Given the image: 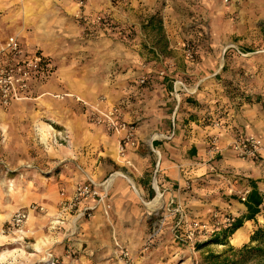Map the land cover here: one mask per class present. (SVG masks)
<instances>
[{
  "label": "crops",
  "instance_id": "1",
  "mask_svg": "<svg viewBox=\"0 0 264 264\" xmlns=\"http://www.w3.org/2000/svg\"><path fill=\"white\" fill-rule=\"evenodd\" d=\"M116 2L87 0L81 7L76 0H0V35L18 36L24 54L39 50L52 66L56 65L48 79H33L24 98L7 107L0 102V113H30L28 126L33 124L44 134L39 141L28 138L23 152L35 147L44 164L61 166L47 183L62 188L64 196L73 195L77 182L99 183L110 178L105 182L112 207L120 199L117 204L128 211L135 207L145 209L148 215L175 198H185L180 190L186 179L199 176L205 188L203 205L197 209L201 208V215L207 219L211 211L240 217L247 207L239 198L256 187L263 200L261 212L229 238L228 246L249 244L253 231L264 226V160H242L231 144L240 134H252L264 145V42L260 49L247 48L251 56L244 60L246 76L239 77L234 69L240 82L235 93L228 94L215 79L223 68L222 59L198 64L186 60L189 67L178 70L173 85L169 76L161 84L154 74L153 85L140 88L138 80L159 67L150 64L143 71L140 66L118 71L113 67L117 61L124 66L142 63L147 59L143 51L130 60L124 53L118 54L125 46L111 40L105 33L110 32L108 29L86 38L74 18L82 11L89 19L107 13L117 21H137L126 11L125 0ZM232 74L223 77L232 79ZM101 94L110 99L104 109L117 105L128 124L143 118L136 128L132 126L138 147L128 148L125 157L120 154L124 132L112 133L106 125L89 123L88 110L74 98L92 101ZM217 120L221 126L214 125ZM213 138H217L215 143ZM125 169L134 176L125 175ZM212 170L218 173H210ZM223 195L232 196L224 200ZM62 199L61 195L58 205ZM58 205L55 214L64 223L61 227H66L71 214L61 215ZM100 214L101 207L85 220Z\"/></svg>",
  "mask_w": 264,
  "mask_h": 264
},
{
  "label": "rangeland",
  "instance_id": "2",
  "mask_svg": "<svg viewBox=\"0 0 264 264\" xmlns=\"http://www.w3.org/2000/svg\"><path fill=\"white\" fill-rule=\"evenodd\" d=\"M116 1L123 0H111V3L117 5ZM124 3L126 11L137 17L136 22L117 21L107 13L89 19L77 12L74 18L79 21L86 38L98 36V32L108 29L110 32L105 31L106 35L125 46L118 54L122 52L130 60L135 54L141 56L139 52L143 51L147 59L139 65L127 66L117 61L113 67L118 71L123 67L136 70L138 66L143 71L150 64L159 67L156 72H149L138 80L140 88L153 85L154 74H157L155 81L161 84L166 83L165 78L169 76L173 85L178 70L189 67L186 60L198 64L207 59H222L223 68L215 79L228 94L235 93L240 82L234 69L238 70L239 77L246 76L248 70L244 60L251 56L247 48L260 49L264 42V0H125ZM99 16H102L101 20ZM152 18L154 21L150 22ZM160 22L163 30H160ZM228 72L233 73L232 79L223 77ZM74 98L88 110L89 123L96 127L105 125L97 122V117L100 111H105L104 104L110 102L107 95H98L92 101ZM14 113H0V264H127L117 251V243L129 250V264H210L209 252L221 253L228 248L212 244L199 249L197 244L180 242L174 236L180 214L169 212V208L173 210L180 206L187 216L185 228L191 219L207 222L217 218L211 211V217L205 219L200 213L201 208L197 209L203 205L205 188V182L199 176L186 179L180 190L185 198H175L176 203L171 206V201L160 205L151 214L135 207L128 211L126 206L117 204L118 199L109 217L101 208L102 214L93 220L84 219L74 224V217L70 216L67 226L61 227L64 223L58 222L61 217L55 212L59 198L64 196L63 189L47 183L49 175L60 165L44 164L35 147L23 152L28 138L39 141L44 132L33 124L31 128L28 126L30 113ZM141 121L143 118H138L129 124L136 128ZM28 164L31 167H27ZM123 173L134 176L127 169ZM210 173L218 172L212 170ZM231 196L223 195V198L228 200ZM32 203L45 206V211L31 214L24 232L15 231L10 225L11 216ZM188 204L191 207H187ZM158 221L164 222L163 227L156 238L150 239ZM245 264H264V257H253Z\"/></svg>",
  "mask_w": 264,
  "mask_h": 264
},
{
  "label": "built area",
  "instance_id": "3",
  "mask_svg": "<svg viewBox=\"0 0 264 264\" xmlns=\"http://www.w3.org/2000/svg\"><path fill=\"white\" fill-rule=\"evenodd\" d=\"M77 3L84 7L87 0H76ZM83 15L82 11L78 12ZM102 19V16H99ZM191 55V50H188ZM54 70L50 60L39 50L30 54H24L21 42L16 35L1 36L0 35V102L7 107L14 100L22 99L28 95L31 89V82L34 78L42 79L49 78ZM97 122L105 124L112 132H124L121 138L120 154L125 156L128 148L137 146L133 127L121 118V111L117 105H112L105 111H100L97 117ZM215 126H221V121L214 122ZM214 143L217 138H213ZM233 152L242 160H264V145L262 141L252 134H240L235 137L231 144ZM246 199V194L242 196V200ZM175 202L171 201L169 206ZM60 214H71L74 217L73 222L76 224L80 220L91 218L94 212L101 207L106 216H110L112 204L110 202V194L107 182L95 183L93 181L77 182L74 186L73 195L71 197L64 196L59 204ZM169 212L179 213V219L176 220L174 226L175 238L186 244H197L208 235L213 233L215 226L220 224V220L214 223L205 222L199 219H194L187 223V216L182 211L180 206L168 209ZM45 211V206L32 203L28 208L17 210L10 219L11 228L15 231L24 232L23 228L29 221L31 214ZM215 217H218L216 215ZM225 222H229L230 218H225ZM58 222L63 224L62 219ZM163 221H158L156 227L150 234V239L156 238L163 227ZM212 224L213 227H212ZM117 251L120 256L129 264L131 254L129 250L120 243H117ZM51 264H54L52 262Z\"/></svg>",
  "mask_w": 264,
  "mask_h": 264
},
{
  "label": "trees",
  "instance_id": "4",
  "mask_svg": "<svg viewBox=\"0 0 264 264\" xmlns=\"http://www.w3.org/2000/svg\"><path fill=\"white\" fill-rule=\"evenodd\" d=\"M152 18L150 21H153ZM160 30H162V24L160 22ZM61 166H59L55 171H52L49 178L55 176L59 173ZM246 207L247 212L242 214L240 217H235L230 213H222L220 217L222 220L217 218H212L208 222H212L213 220H220V224L215 226L216 229L213 233L208 235L205 239L200 242H197L198 248L202 249L206 246L215 244V245H226L229 244V238L233 236V234L240 229L245 222L247 221H255L258 214L261 212L260 205L263 200L257 191L256 187L249 192L246 196L245 200H241ZM225 218H230L229 222H225ZM255 244V245H253ZM264 226H258L250 236V243L242 246L241 248H236L234 246L229 245L228 248L221 252H209L207 255L209 257L210 264H245L253 257L260 256L264 257Z\"/></svg>",
  "mask_w": 264,
  "mask_h": 264
}]
</instances>
